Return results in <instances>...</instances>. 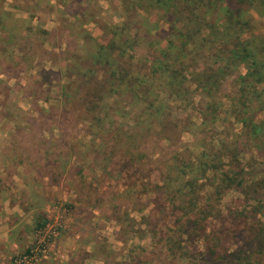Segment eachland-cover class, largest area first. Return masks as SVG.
I'll list each match as a JSON object with an SVG mask.
<instances>
[{"label":"rangeland","instance_id":"374dc122","mask_svg":"<svg viewBox=\"0 0 264 264\" xmlns=\"http://www.w3.org/2000/svg\"><path fill=\"white\" fill-rule=\"evenodd\" d=\"M263 1L0 0V264H264Z\"/></svg>","mask_w":264,"mask_h":264},{"label":"trees","instance_id":"16d2710c","mask_svg":"<svg viewBox=\"0 0 264 264\" xmlns=\"http://www.w3.org/2000/svg\"><path fill=\"white\" fill-rule=\"evenodd\" d=\"M157 0H152V2H156ZM161 0H159L160 2ZM263 1V0H262ZM164 6L165 2L162 3ZM161 6V5H160ZM263 6H264V1H263ZM209 8H207L208 11ZM264 10V9H263ZM235 12L236 13H241V10L239 7L235 8ZM208 15H210V13H207ZM215 17L213 18V20H215ZM206 23H209V20L206 21ZM264 42V41H262ZM252 45V43H251ZM103 48V47H102ZM255 48V46H254ZM254 48H249V47H243V51H242V60L246 61L247 63V67H250V69H252L254 72H257V67H258V61L255 59V51ZM264 50V49H263ZM261 50V51H263ZM235 173V172H233ZM226 174V171L225 173ZM236 174V173H235ZM233 174V175H235ZM252 185V184H251ZM251 185L248 184H243V181L241 179L237 180V177H232L231 174H226L223 176V178L221 179L220 183L217 184V186H215V193L217 195H220L224 190L229 189L230 187H234L235 189H238L241 193H244L245 196H247V189L251 187ZM256 187V184H253ZM188 204H191L188 203ZM187 205V204H186ZM188 206V205H187ZM198 207V206H197ZM197 207H194L196 209L197 212H195L194 216H188V214H190V210L193 209V206L190 208V210H188V208L186 206H182V213L185 214V229L193 228L198 235H200L201 237H203L204 239V243H205V252H204V256H203V262L202 264H240V262H243L242 260H235L234 259V254H229L226 252L225 249L220 248V244L223 242V237H217L216 235H213V231H209L207 232L203 226H201V219L207 220L209 217H215V218H222L221 213L219 211H217V213L212 212L211 209H208L204 204L201 205V209L199 210ZM207 208V209H206ZM211 208H214L213 206ZM188 210V212L186 211ZM40 213V212H39ZM201 218V219H200ZM40 219V220H39ZM44 216L43 214H39L38 218L36 217V221H35V227L34 229L36 231L41 230L44 228L45 226V221H43ZM256 221V220H254ZM257 221L256 222H251V224H249V233H250V241L251 243H255L257 245L258 249H262L264 248L263 243L261 242V239L264 237V229L258 228L257 226ZM187 231V230H186ZM255 235V237H253ZM236 253V252H234Z\"/></svg>","mask_w":264,"mask_h":264},{"label":"crops","instance_id":"0c3cea01","mask_svg":"<svg viewBox=\"0 0 264 264\" xmlns=\"http://www.w3.org/2000/svg\"><path fill=\"white\" fill-rule=\"evenodd\" d=\"M0 76H1V74H0Z\"/></svg>","mask_w":264,"mask_h":264}]
</instances>
